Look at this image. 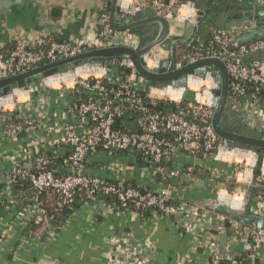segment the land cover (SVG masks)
Returning a JSON list of instances; mask_svg holds the SVG:
<instances>
[{
	"label": "built area",
	"instance_id": "obj_1",
	"mask_svg": "<svg viewBox=\"0 0 264 264\" xmlns=\"http://www.w3.org/2000/svg\"><path fill=\"white\" fill-rule=\"evenodd\" d=\"M121 1L124 17L152 9L158 17L174 26L193 22L197 16L195 9L183 0ZM260 2L264 3V0ZM97 28L92 38L65 42L54 41L49 36L15 34L9 45L0 47V79L75 57L91 49L139 48V38L128 30L116 31L108 16L98 20ZM210 38L218 49L203 56L205 43L198 42V52L191 59L214 58L225 62L234 110L245 125L264 132L261 111L264 105L261 100H264V62H244L248 54L264 48V39L237 46L231 34L221 30H214ZM4 51L7 52L6 59ZM162 53L159 48H153L144 56L149 69L159 68ZM35 84L36 102H32L28 94ZM246 86L256 91L248 92ZM216 90L211 72L204 78L188 75L183 87L172 84L154 86L138 74L131 60L113 59L104 63H87L40 79L28 87H15L9 95L0 96V138L16 144L10 150L0 151V206L6 213L5 218L0 216V225H4L0 242L18 237L15 243L20 249L29 240L31 223L43 225L40 233H49L53 228L37 197L30 205L21 206L16 186L18 180L27 179L39 193L53 190L59 195L61 204L72 202L76 193L83 192L92 201L84 206H99L106 213L132 212L140 216V209L154 208L148 220L173 219L178 229L190 238L191 248L207 254L208 264L223 261L238 264V256L222 251L219 236L223 230L229 242L246 246L248 264H264V229H252L236 222L228 227L229 219L211 210H202L182 195L173 194L172 186L163 182V177L168 174L177 178L179 187L185 191L213 188L217 190L213 206L224 205L233 211L248 207L261 214L263 206L259 210V207L246 203L250 188L256 189L257 186L255 171L250 170L246 162L252 157L257 168L259 156L251 150L225 146L214 131L212 118ZM82 94L88 99H82ZM162 102L176 104L180 109L163 114L149 107ZM184 102H188V107ZM134 112L141 115L137 132L126 134L119 130V125L115 129L118 119ZM17 119L29 127L24 129ZM24 131L26 137L21 140L19 135ZM68 147L73 150L71 174L56 177L48 169L49 161L39 152L42 150L58 157ZM131 158L135 161L130 162ZM180 159L233 165L236 186L224 185L223 176L226 174L223 170L204 165V173H198L194 164H182ZM8 161L12 166L3 169L2 163ZM141 161L145 164L141 165ZM167 162L173 163L172 168L165 165ZM87 163H100L98 168L107 174L94 173L86 168ZM260 172L258 183L262 184L264 156ZM126 182L135 187L123 186ZM107 197L112 200L107 202ZM171 200H180L181 203L167 206ZM219 222L223 223L221 227L216 226ZM19 229L22 230L20 235ZM125 236L124 229L110 233L107 264H158L153 250L129 241ZM18 249L12 253L16 254ZM14 257L18 258L17 255Z\"/></svg>",
	"mask_w": 264,
	"mask_h": 264
},
{
	"label": "crops",
	"instance_id": "obj_2",
	"mask_svg": "<svg viewBox=\"0 0 264 264\" xmlns=\"http://www.w3.org/2000/svg\"><path fill=\"white\" fill-rule=\"evenodd\" d=\"M196 1L197 3L183 0L184 3L190 4L195 9L196 15L201 12L204 13V16L199 21V26L196 25L188 36L186 43L189 47L179 50L182 57L192 56L196 43H205L211 37L212 32L218 30L207 22L208 15L211 16L212 24H217L222 17L220 11H213V7L221 6L217 0H209L210 3L204 0L203 2H200L202 0ZM198 3L208 5L209 10L199 11L196 8ZM55 9H58V13L54 14ZM184 14L187 15V13ZM102 16H108L111 19L108 0H24L21 4L13 3L6 14L0 15V47L9 45L13 36L18 33L36 35V37L50 36L59 42L92 38L95 30L98 29L97 22ZM148 19L149 17H143L142 22L145 23ZM116 20L120 22L122 18L116 16ZM187 22L172 26L175 34L184 36L185 23ZM189 22L192 23V21ZM228 22L231 23L233 20L228 18ZM142 26L147 30L153 28L150 23ZM151 39L154 40V37ZM162 57L163 60H166L170 58V55L163 52ZM28 96L32 102H36V84L31 87ZM26 99L25 97L24 100ZM261 100L264 102L263 99ZM261 107L264 121V105ZM15 146L16 144L7 143L0 138V151L10 150ZM180 161L185 165L194 164L198 173H204V165L223 170L226 174L223 176L225 177L224 185L228 183L229 186H236L237 180L234 178L235 167L233 165L216 162L202 163L197 159H180ZM93 164L95 165L92 169L94 173L107 174L98 168L100 163ZM246 164L251 168L250 170L255 171L254 180L258 182L261 172L259 175L257 174L258 170L253 165L252 157H248ZM2 165L3 169H10L12 163L8 161ZM170 190L173 194L182 195L185 199L207 202L210 205H213L217 198V190L213 188L185 191L183 187L176 184ZM250 191H252L250 200L259 196V201H251L250 206L259 207L260 210L261 206L264 207V196L256 195V191L254 192L252 188ZM260 211L264 215V208H261ZM217 225L221 227L223 223L219 222ZM3 226L0 225V240L3 235ZM20 229L19 235L22 234ZM121 229H124L125 237L129 241L153 250L158 264H182L189 260L192 264H208L207 254L195 252L191 248L190 238L178 229L173 219L158 218L143 221L139 215L132 212L106 213L103 208L94 205L82 206L60 230L53 227L49 233L33 234L34 236L26 240L20 249L15 243L18 237L0 242V264H11L14 261V264H46L44 262L52 264H107L110 246L109 235L111 232L114 233ZM225 232L223 230L220 233V246L222 235ZM16 248L18 249L17 253L13 254L12 252ZM222 251L240 256L247 252V248L242 243L234 245L229 242L228 237L227 247L222 248ZM14 255H17L19 259H15Z\"/></svg>",
	"mask_w": 264,
	"mask_h": 264
},
{
	"label": "water",
	"instance_id": "obj_3",
	"mask_svg": "<svg viewBox=\"0 0 264 264\" xmlns=\"http://www.w3.org/2000/svg\"><path fill=\"white\" fill-rule=\"evenodd\" d=\"M23 1L0 0V15L6 14L13 3L21 4ZM187 1L197 3L196 0H185V2ZM204 1L210 3L209 0ZM217 1L221 6L213 7V11H220L222 17L217 24H212L211 16L208 15L207 22L209 24L218 30L231 34L237 46L264 39V3H261L260 0ZM200 2H203V0ZM121 3V0H108L109 15L111 16L110 23L116 31L128 30L131 34L136 35L140 40L137 50L123 46L91 49L75 57L62 59L34 68L26 73L0 79V96L9 95L15 87L25 88L40 79L73 70L87 63H104L113 59H129L134 63L138 74L145 80L157 84L170 83L176 87L185 86L188 75L204 78L208 72H211L217 85V90L215 91V112L212 118L214 131L227 147L250 150L238 146V144H243L251 147L253 152L256 149L264 152V132L245 125L233 108L229 86V71L225 62L214 58L192 60L191 55L182 57L179 53L181 48L189 47L186 43L188 36L196 25L199 26V21L204 16V13L200 12L192 23L189 21L185 23V35L183 36L175 34L171 24L164 18L158 17L152 9L140 11L131 17H124ZM196 8L199 11L203 9L209 10L208 5L201 3H198ZM55 13H58V9L54 10ZM116 16L122 18V21H120L121 25L116 20ZM143 17H149V19L143 23ZM228 18L233 20V22L229 23ZM146 23L152 24L153 28L145 29L142 25ZM151 37H154V40ZM153 48H159L162 52L170 55L169 59L160 63L157 70L149 69L144 62V56ZM244 62H264V48L248 54L244 58ZM149 107L161 111V107L157 105L150 104ZM117 126L118 124L116 123L115 129ZM129 161L134 162L135 159L131 158ZM82 174L83 172L80 173V175ZM250 196L251 192H248L246 195V203L248 205L251 201H259V196H255L251 200ZM211 211L229 219L228 227L231 226L232 222H236L252 229H264V216L249 210L248 207L243 211H233L228 206L214 205ZM227 243L228 236L223 234L221 247L226 248ZM44 263L52 264L50 262Z\"/></svg>",
	"mask_w": 264,
	"mask_h": 264
},
{
	"label": "trees",
	"instance_id": "obj_4",
	"mask_svg": "<svg viewBox=\"0 0 264 264\" xmlns=\"http://www.w3.org/2000/svg\"><path fill=\"white\" fill-rule=\"evenodd\" d=\"M50 37V36H49ZM52 38V37H51ZM54 41H57L55 38H52ZM199 44L196 43L194 46V51L192 52V55L196 54L198 52ZM204 50H203V56H206V52L213 51L218 49V45L215 43H211V38L207 39V41L204 44ZM4 58L6 59L7 52H3ZM170 83H152L154 86H165ZM246 89L248 92H255L256 90L253 87L246 86ZM82 99L86 100L88 99V96L81 95ZM262 97H264V93H262ZM185 107H188V102L183 103ZM159 107H161V111L163 114H169L172 111H178L180 108L176 104L173 103H167L162 102L158 104ZM141 115L134 112V113H126L122 118L118 119V125L119 130L126 134H132L134 132H137L138 130V123L140 120ZM17 123H19L24 129H27L29 126L19 119H17ZM21 140L25 139L26 132L24 131L21 135H19ZM169 138H171V135H167ZM240 147H245L251 150V147L248 145L238 144ZM255 152L259 156V163H258V169L261 168V159L264 156V152L256 149ZM73 153L72 148L68 147L64 151L63 154H59V156H55L50 153H45L42 150H40L39 154L42 155L46 160L49 161L48 169L54 173L56 177H64L69 176L71 174L70 169V157ZM140 164H145L143 161L140 162ZM165 165H167L168 168H172L173 163L167 162ZM94 164L87 163L86 168L88 169H94ZM260 171L258 170L257 174L259 175ZM87 175H89L87 173ZM167 177H163V182L166 185L174 186L176 184H180L179 180L174 177H170L168 174ZM162 181V180H161ZM257 186L256 189H253V191L256 193V195L264 196V183L259 184L256 182ZM123 186H134L131 182H126ZM135 187V186H134ZM17 191L20 194V203L22 207L28 206L31 204L32 200L34 198H38L39 203L41 204V207L45 210L46 216L48 221L51 223V225L58 230L61 229L68 219L72 217L82 206L86 205V203H92L90 199L87 198L86 194L83 192L76 193L75 197L73 198L72 202L61 204V199L57 193H55L53 190H46L41 193L38 191H35L29 182L26 180H18L17 182ZM252 192V191H249ZM112 198L107 197L106 201L110 202ZM193 204L200 207L202 210H213V205L206 203L203 204L201 202H196L194 200H190ZM181 203L180 200H171L166 203L167 206H178ZM119 204V203H118ZM120 205V204H119ZM121 206V205H120ZM122 208V206H121ZM133 208V207H132ZM123 209V208H122ZM154 211V208H143L139 210L140 219L145 221L151 218L152 212ZM0 216L6 217V213L3 211V209L0 206ZM43 228V225L41 224H34L31 223L30 227L28 229V238L31 236H34L33 234L39 233ZM236 262L238 264H248L247 263V254L243 253L240 256L237 257ZM221 264H231L228 261H223Z\"/></svg>",
	"mask_w": 264,
	"mask_h": 264
},
{
	"label": "rangeland",
	"instance_id": "obj_5",
	"mask_svg": "<svg viewBox=\"0 0 264 264\" xmlns=\"http://www.w3.org/2000/svg\"><path fill=\"white\" fill-rule=\"evenodd\" d=\"M261 169V168H260ZM260 169H258V167H257V170H260Z\"/></svg>",
	"mask_w": 264,
	"mask_h": 264
}]
</instances>
